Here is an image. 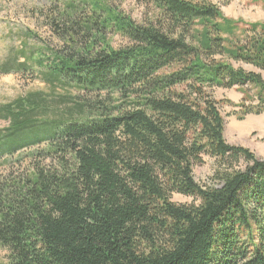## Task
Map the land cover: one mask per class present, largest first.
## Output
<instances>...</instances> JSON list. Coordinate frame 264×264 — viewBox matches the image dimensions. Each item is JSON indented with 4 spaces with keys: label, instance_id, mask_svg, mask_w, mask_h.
Listing matches in <instances>:
<instances>
[{
    "label": "trees",
    "instance_id": "1",
    "mask_svg": "<svg viewBox=\"0 0 264 264\" xmlns=\"http://www.w3.org/2000/svg\"><path fill=\"white\" fill-rule=\"evenodd\" d=\"M148 2L138 24L104 0H67L43 17L49 54L0 65L44 86L0 106L7 264H264V159L226 143L210 95L239 90V121L264 114V22L209 0Z\"/></svg>",
    "mask_w": 264,
    "mask_h": 264
},
{
    "label": "rangeland",
    "instance_id": "2",
    "mask_svg": "<svg viewBox=\"0 0 264 264\" xmlns=\"http://www.w3.org/2000/svg\"><path fill=\"white\" fill-rule=\"evenodd\" d=\"M81 6L83 0H72ZM103 1V0H102ZM107 5L128 16L138 24L153 19L152 5L148 0H104ZM215 4L224 17L243 23L264 22V0H209ZM67 0H0V65L5 61H22L25 57L38 58L40 53L49 54V46L55 47L56 40L45 26L44 16L50 11L60 10ZM84 12H88L86 9ZM83 13V12H82ZM111 46L118 48L123 40L118 36L109 37ZM21 52L27 54L22 56ZM14 64V63H13ZM36 72V65H33ZM249 69L247 66L245 67ZM264 79V72L261 73ZM43 84L34 79L31 72L0 73V106L12 102L18 95L32 90L43 89ZM210 95L218 103L224 119V139L226 143L249 149L257 158L264 159V114L249 115L242 121L235 116L238 104L244 102L243 94L237 89L214 88ZM6 123L0 120V131ZM204 164L193 169L195 180L204 186L210 184L214 161L204 157ZM15 169L19 168L17 165ZM6 167L0 168L4 173ZM20 168L18 171H23ZM17 171V172H18ZM171 201L176 204H197L192 197L172 194ZM7 252L0 247V264H7Z\"/></svg>",
    "mask_w": 264,
    "mask_h": 264
}]
</instances>
